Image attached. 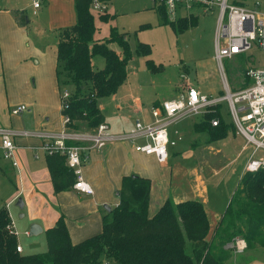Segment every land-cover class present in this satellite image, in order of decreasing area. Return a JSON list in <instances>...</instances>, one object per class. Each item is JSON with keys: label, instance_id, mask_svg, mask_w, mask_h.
Returning a JSON list of instances; mask_svg holds the SVG:
<instances>
[{"label": "trees", "instance_id": "16d2710c", "mask_svg": "<svg viewBox=\"0 0 264 264\" xmlns=\"http://www.w3.org/2000/svg\"><path fill=\"white\" fill-rule=\"evenodd\" d=\"M92 1L75 0L76 23L62 31L57 46L60 90L63 84L72 86L67 106L61 103V114L69 117L66 125L76 130L95 129L105 122L99 99L116 93L126 81L127 64L132 57L128 32L116 26L110 28L108 37L95 39L97 26ZM233 2L246 4L250 0ZM154 7L163 23L170 24L175 31L182 32L198 23L196 15L171 20L164 4L154 2ZM97 13L104 21L115 16L108 11ZM147 26L142 24L141 28ZM110 43H117L121 52L111 48ZM136 52L148 56L152 47L140 42ZM96 55L105 59L102 68L93 65ZM237 59L243 60L244 56ZM148 64L151 69L162 67L152 59ZM244 68L243 65L240 69ZM162 102H154L152 108ZM219 107L206 112L194 125L195 131L207 132L210 140L224 139L231 131L236 133L234 124L223 118ZM215 117L220 122L212 125L211 119ZM46 156L55 191L72 187L76 177L66 163V156L58 152ZM151 184L150 178L139 174L123 176L117 192L120 201L103 215L100 233L73 243L61 215L45 231L46 250L29 254L17 251V235L8 229L9 210L1 206L0 264H220L213 252L217 242L222 246L240 235L249 247H264V171L242 174L210 237L208 212L199 198L179 201L168 198L156 214L149 216Z\"/></svg>", "mask_w": 264, "mask_h": 264}, {"label": "crops", "instance_id": "0c3cea01", "mask_svg": "<svg viewBox=\"0 0 264 264\" xmlns=\"http://www.w3.org/2000/svg\"><path fill=\"white\" fill-rule=\"evenodd\" d=\"M111 1H104V11L109 10ZM33 2L34 0H0V126L58 131L62 128L63 116L62 92L57 78V46L62 31L76 23L75 0H40L41 5L36 8L35 13ZM94 37L100 39L95 35ZM241 61L239 60L240 64L244 65ZM187 84V81L182 84L183 92ZM22 104L28 106L27 110L19 114L11 113L12 108ZM143 114L144 111H141L140 115ZM153 118L151 112L149 116H143V121H152ZM104 120L114 132L127 130L133 124L127 117L122 118L117 125H111L105 115ZM183 120L175 125L182 133L187 130ZM196 122L198 120L194 125ZM14 142L17 164H13L12 159L5 158L11 160L7 165L14 172L15 189L9 202L14 200L17 205L18 198H23L24 206L18 207L22 210L26 208L29 214L26 225L28 234L30 225L36 222L42 227V231L36 236L41 237L39 235L45 234L61 215L64 216L73 243L100 233L102 217L109 212L105 205L112 208L119 203L117 192L123 176L128 174H139L151 179L149 216L156 214L168 198L179 201L178 197L172 195V168L163 164L165 162L158 161L154 155L136 151L132 143H109L102 150L91 152L83 171L93 187V193H84L73 186L55 191L47 164V153L40 148L41 138L19 136L14 138ZM175 148L170 147L171 156L177 154ZM4 151L0 138V154L3 157ZM244 172L245 166L241 176ZM189 181L195 198L204 202L208 212L206 205L213 200L208 196L207 177L199 173L198 166L191 171ZM7 208L11 216L10 209L8 206ZM24 215L23 211L20 216ZM220 216H214L213 226L210 221V233ZM21 246L24 253L25 249Z\"/></svg>", "mask_w": 264, "mask_h": 264}, {"label": "rangeland", "instance_id": "374dc122", "mask_svg": "<svg viewBox=\"0 0 264 264\" xmlns=\"http://www.w3.org/2000/svg\"><path fill=\"white\" fill-rule=\"evenodd\" d=\"M92 10L97 26L96 38L108 37L110 28L116 26L120 31L128 32L132 51V57L127 64L126 81L116 93L99 99L101 110L111 125L119 124L120 120L126 117L132 123L137 119L144 120L143 116L151 114L154 101L162 102L179 96L184 90L182 84L186 81L208 94L225 93L218 62L213 57L218 7L209 12H203L197 7L189 9L188 13L198 16V23L182 32L175 31L170 24L163 23L152 0H112L108 11L113 12L115 16L108 21L101 20L93 7ZM185 15L187 10H178V16ZM142 24L148 26L141 28ZM140 42L151 45L150 55L145 56L136 52ZM109 46L121 52L117 43H110ZM253 52L259 59L260 52L255 48ZM149 59L157 65L161 64L162 67L151 69ZM104 64L103 56L93 57L95 68H102ZM241 66L243 65L238 59L224 58L226 75L233 89L244 84L240 79ZM71 88L70 84H63L61 92ZM222 105L223 118L227 122L232 121L227 102L224 101ZM141 111H144L143 116L140 115ZM201 118L200 115H192L183 120L187 130L182 133L183 138L178 141V145L173 146L176 147L177 154L170 155L168 161L163 164L172 168V195L179 200L196 197L189 181L194 167L198 166L199 173L207 177L208 196L214 203L212 201L206 206L213 226L214 216L221 215L240 184L241 173L252 144L247 143L242 134L233 131L224 139L210 140L207 132H196L193 128L194 122ZM5 158L0 154V206L9 207L17 230L18 242L23 245L24 253L43 251L47 244L46 235H39L41 237L29 235L26 231L29 219L26 208L20 209L14 200L9 202L10 195L15 189L14 172L7 165L11 160ZM23 211L25 215L21 217ZM237 238L243 237L234 236L222 246H218V242L215 243L213 252L221 260L220 264H264V247H249L245 240L247 244L245 249L238 251L235 245ZM189 246L188 251L191 250Z\"/></svg>", "mask_w": 264, "mask_h": 264}, {"label": "built area", "instance_id": "2783aa9c", "mask_svg": "<svg viewBox=\"0 0 264 264\" xmlns=\"http://www.w3.org/2000/svg\"><path fill=\"white\" fill-rule=\"evenodd\" d=\"M157 4H164L171 20H176L178 10H188L194 7L209 12L218 7L217 26L215 33L214 58L218 62L225 93L211 95L201 92L197 87L187 84L185 91L179 96L166 99L160 106L152 108L153 120L137 119L127 130L114 132L108 123L101 122L95 129L76 130L69 128L66 123L68 116H63L62 128L51 130H26L8 126H0V138L5 149L6 158L14 157L16 143L14 138L19 136H33L42 139L40 148L47 154L55 152L66 156L67 165L75 174L73 187L84 193H93L91 183L84 176V165L91 152L102 150L109 143L129 142L135 150L154 155L158 161L169 159L170 147L175 146L182 139L181 130L175 125L192 115L203 116L206 112L223 108L226 101L232 117L236 133L242 134L252 149L245 165V171H264V0H250L249 3L239 4L233 0H153ZM105 2L93 0L92 7L97 11H104ZM34 13L41 5L40 0H34ZM260 52L258 55L253 49ZM244 56L241 61L244 69L240 71V79L244 84L236 89L231 87L224 58L236 59ZM240 63V62H239ZM70 97L69 90L61 94L63 105ZM22 104L11 109V113L19 114L27 110ZM220 122L219 117L211 119L212 125ZM71 142V143H69ZM245 148V145L243 146ZM11 217V216H10ZM11 233L17 235L14 222L8 224ZM238 251L246 247L244 238H237L235 242ZM17 251L22 252L21 244H17Z\"/></svg>", "mask_w": 264, "mask_h": 264}, {"label": "water", "instance_id": "95a60500", "mask_svg": "<svg viewBox=\"0 0 264 264\" xmlns=\"http://www.w3.org/2000/svg\"><path fill=\"white\" fill-rule=\"evenodd\" d=\"M17 205H19L20 207L24 206V201L22 197L18 198ZM105 208H107V210L111 209L107 204L105 205ZM41 231H42V227L36 222L32 223L29 227V235H36Z\"/></svg>", "mask_w": 264, "mask_h": 264}]
</instances>
